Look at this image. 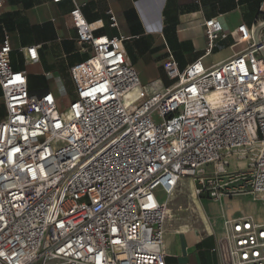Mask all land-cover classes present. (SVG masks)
Wrapping results in <instances>:
<instances>
[{"label": "built area", "instance_id": "1", "mask_svg": "<svg viewBox=\"0 0 264 264\" xmlns=\"http://www.w3.org/2000/svg\"><path fill=\"white\" fill-rule=\"evenodd\" d=\"M58 1V0H55ZM110 26H116L110 13ZM209 54L231 35L242 47L222 62L163 68L172 85L143 84L124 36L97 34L78 9L66 23L91 49L70 68L75 97L59 109L31 95L24 71L0 47V264H166V203L249 194L264 201V20L232 31L203 22ZM37 46L23 50L31 61ZM157 113L160 121L153 120ZM220 264H264V223L226 219Z\"/></svg>", "mask_w": 264, "mask_h": 264}, {"label": "crops", "instance_id": "2", "mask_svg": "<svg viewBox=\"0 0 264 264\" xmlns=\"http://www.w3.org/2000/svg\"><path fill=\"white\" fill-rule=\"evenodd\" d=\"M75 9L87 22L101 21L97 34L124 36L125 52L141 82L159 88L173 83L163 68L169 56L183 70L197 59L210 66L240 50L242 45H235L228 35L206 54V19L219 16L225 31L264 20V0H0V47L7 38L10 65L25 72L28 92L37 96L51 92L59 109L75 97L71 66L91 53L77 41L75 30L66 27ZM110 13L116 26H110ZM28 46H37L36 60L27 58L23 49ZM0 107L1 117L5 114L1 97ZM192 188L185 180L168 200H160L175 213L165 226V262L220 264L213 248L224 220L251 216L264 223V201L249 194L195 200L187 197Z\"/></svg>", "mask_w": 264, "mask_h": 264}, {"label": "rangeland", "instance_id": "3", "mask_svg": "<svg viewBox=\"0 0 264 264\" xmlns=\"http://www.w3.org/2000/svg\"><path fill=\"white\" fill-rule=\"evenodd\" d=\"M153 120L156 121V122H159L161 119H160V117L157 115V113H155V114L153 115ZM157 193H158V192H157ZM158 196H159V200H162V199H164V198L166 197L164 194H161V193H160V195L158 194ZM166 199L168 200L169 198L166 197ZM169 206H170V204H168V207H169ZM173 214H174V215H173ZM171 215H172L171 217L168 216V218L166 219L165 226H166V225H169L170 223L173 222V219H174V216H175L174 211H172Z\"/></svg>", "mask_w": 264, "mask_h": 264}, {"label": "bare ground", "instance_id": "4", "mask_svg": "<svg viewBox=\"0 0 264 264\" xmlns=\"http://www.w3.org/2000/svg\"><path fill=\"white\" fill-rule=\"evenodd\" d=\"M193 189V188H192ZM193 198V197H192ZM195 200H197V199H195ZM197 204V203H196ZM166 208H167V213H168V216L169 217H171L172 215H171V211H170V209H169V207H167L166 206ZM199 212V211H198ZM203 216V215H202Z\"/></svg>", "mask_w": 264, "mask_h": 264}, {"label": "trees", "instance_id": "5", "mask_svg": "<svg viewBox=\"0 0 264 264\" xmlns=\"http://www.w3.org/2000/svg\"><path fill=\"white\" fill-rule=\"evenodd\" d=\"M0 112H1V107H0Z\"/></svg>", "mask_w": 264, "mask_h": 264}]
</instances>
